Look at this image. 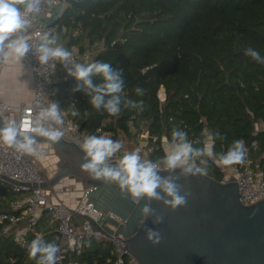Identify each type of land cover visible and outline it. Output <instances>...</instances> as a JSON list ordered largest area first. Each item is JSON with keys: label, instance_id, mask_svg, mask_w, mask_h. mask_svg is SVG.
Returning a JSON list of instances; mask_svg holds the SVG:
<instances>
[{"label": "trees", "instance_id": "16d2710c", "mask_svg": "<svg viewBox=\"0 0 264 264\" xmlns=\"http://www.w3.org/2000/svg\"><path fill=\"white\" fill-rule=\"evenodd\" d=\"M56 23L50 35L61 38L69 51L78 48L74 60L110 62L123 71V95L145 103L142 112L122 108L119 116L96 110L85 91H72L80 82L65 67L55 74L54 101L84 131L103 125L117 138L123 132L130 139L148 131L150 139L158 137L151 156L158 162L164 156L161 137L170 139L173 126L186 131L194 147L203 146L196 141L207 128L224 137L216 139L217 153L242 139L246 157L264 180V63L245 54L251 47L264 56V0H66ZM92 79L94 84L103 82L99 76ZM136 85L146 90L143 97L135 94ZM196 162L209 175L224 179L226 170L214 159L197 157ZM19 194L0 178V211H9ZM49 219L44 212L36 230L43 228V241L58 244L56 223ZM111 248L108 241L90 240L81 255L69 251L57 264L74 258L114 264ZM0 264L36 261L12 235L0 234Z\"/></svg>", "mask_w": 264, "mask_h": 264}, {"label": "clouds", "instance_id": "9594fccd", "mask_svg": "<svg viewBox=\"0 0 264 264\" xmlns=\"http://www.w3.org/2000/svg\"><path fill=\"white\" fill-rule=\"evenodd\" d=\"M54 0H0V61H7L9 57L22 60L32 49L25 34L28 32L31 19L37 16L42 7L47 4L52 6ZM58 37L45 33L35 47L38 60L41 65H47L49 61H60L67 69V74L78 82L73 92L85 91L90 96V103L96 110L103 109L110 116H119L122 108L134 109L142 112L145 103L142 99L133 100L123 95L125 82L123 71L114 69L110 62L96 60L90 63H80L73 59L71 51L58 44ZM53 45H56L53 47ZM245 54L258 63H264V56L249 47ZM93 76L102 78V83L94 84ZM135 94L143 97L146 90L140 86H134ZM32 126L25 128L23 123L15 121L4 122L0 126V143L13 148L22 155L39 156L41 153L36 148L37 137L57 143L64 132L63 112L58 102H50L46 106L37 105ZM78 111H72L77 116ZM202 147H194V142L188 139L186 131L173 126L171 138L161 137V145L164 156L158 162L141 160L140 150L126 151L120 157L116 166H111L109 160L116 156L123 148L120 140H113L107 135H89L80 145L85 153V162L81 165L94 180L113 182L119 186L122 192L130 194L133 199L161 200L163 197L157 190L160 189L171 197L165 200L172 208L185 204V196L180 195L179 186L171 177H162L158 174L161 164L168 170L181 169L183 174H204L206 169L199 167L195 157H208L214 159L218 167L243 164L246 158L245 144L242 139L232 141L227 151L215 152L216 139H224L219 133L213 135L207 128L200 134ZM200 163H206L201 160ZM145 214L150 212L148 207L143 209ZM157 223L160 222L158 218ZM155 237V239H153ZM148 239L153 243L159 242V235L148 230ZM59 245L55 240L43 241L37 237L28 245V253L36 264H57Z\"/></svg>", "mask_w": 264, "mask_h": 264}, {"label": "water", "instance_id": "95a60500", "mask_svg": "<svg viewBox=\"0 0 264 264\" xmlns=\"http://www.w3.org/2000/svg\"><path fill=\"white\" fill-rule=\"evenodd\" d=\"M65 4L63 0L51 22L57 21ZM4 122L7 118L0 110V126ZM36 139L51 144L59 157L57 172L40 185L53 187L68 175L86 181L91 186L86 191L87 203L101 211L98 223L108 232L125 236L122 240L139 264H264V197L248 205L242 203L235 176L218 180L208 173L186 175L179 168H160L158 174L171 177L179 186L180 195L186 198L185 204L172 208L164 202L171 197L160 189L157 191L161 200L133 199L113 182L92 179L81 168L85 153L75 142L63 136L57 143ZM1 177L14 184L38 186L35 182ZM145 207L150 209L148 214L143 212ZM109 211L123 221L109 217ZM98 223L95 228L100 227ZM149 229L159 235L158 243L148 239Z\"/></svg>", "mask_w": 264, "mask_h": 264}, {"label": "built area", "instance_id": "2783aa9c", "mask_svg": "<svg viewBox=\"0 0 264 264\" xmlns=\"http://www.w3.org/2000/svg\"><path fill=\"white\" fill-rule=\"evenodd\" d=\"M63 0H54L52 6L45 4L41 12L31 19V25L25 38L33 45L32 49L22 58L27 64L31 72L33 81L32 98L28 102L20 104L14 115V120L17 123H23L25 128L32 126L33 118L38 111L37 105H47L54 101L56 87L54 85L55 73L59 70L57 60L49 61L47 65H41L38 60V54L35 52V47L38 46L40 39L45 33H53L57 30L58 24L47 22L44 27L39 24L40 16L47 10L56 11L61 6ZM72 47L73 59L79 56V51ZM161 100L165 99V93L160 95ZM0 110L5 114L12 112L14 107L4 102L0 98ZM63 112V111H62ZM64 124L62 131L63 137L78 144H82L85 137L89 135H107L113 140H119L113 130L105 126H99L92 132L84 131L78 122L67 117L63 112ZM144 152H141V160L153 161L151 158L153 152L157 148L158 137H148ZM256 142H253L255 144ZM124 147L116 154L109 162L118 163L120 157L126 152ZM195 160L197 157L194 158ZM164 166L161 164L160 168ZM232 170L226 174L224 180L236 177L238 182L240 200L244 204L254 203L264 197V180L258 178V172L253 168L252 162L248 155L243 164L226 166ZM225 168V167H224ZM9 176L13 179L22 181L23 183L35 182L36 187H30L27 184H14L12 188L17 192H25L22 196L15 198L10 205L9 211H0V234L12 235L15 241L26 248L31 243L29 232L34 229L36 223L40 219L42 211L51 213L57 221V231L59 233V247L57 263L62 262L69 251L77 255H81L85 249L87 241H108L111 243V253L115 255L114 264H125V257L128 256V264H139L137 259L126 248V241L121 233L108 232L98 223L101 216V211L96 210L92 203H87L86 192L82 197V201L76 206H70L64 201L53 199L52 187H44L40 184L47 180L41 165L35 156L22 155L16 152L13 148H9L3 143H0V178L1 176ZM107 215L115 220L123 221L115 213L109 211ZM95 223H98L99 228H95ZM105 223L112 229L116 226L109 222ZM24 225V226H23ZM67 264H89L88 261H82L74 258Z\"/></svg>", "mask_w": 264, "mask_h": 264}, {"label": "crops", "instance_id": "0c3cea01", "mask_svg": "<svg viewBox=\"0 0 264 264\" xmlns=\"http://www.w3.org/2000/svg\"><path fill=\"white\" fill-rule=\"evenodd\" d=\"M55 11H45L39 19V24L41 27H44L47 22H49L53 17H54ZM74 47V46H73ZM32 93H33V81H32V76L30 69L28 67V64L22 59V60H16L12 57H9L7 61H0V98L10 104L11 106L14 107V110L12 112L5 114V116L8 117H14L16 113L17 107L24 103L30 101L32 98ZM124 134L120 133L118 135V139L122 141L123 145L126 148L130 149H139L142 150L146 142L144 139H141L140 137H136L135 139L132 138L133 140H129L128 137H123ZM138 142V145L134 143ZM36 148L38 151L40 149H49L51 152H53L56 156L57 154L54 151V148L51 144L47 142H41L38 141L36 144ZM58 157V156H57ZM59 160V157H58ZM46 178H51L53 175L57 172V167L53 170L50 168L44 169L43 166H41ZM68 176H65L61 178L57 184L62 182V187L59 189L53 190V199L54 200H60L64 201L70 206H76L82 201V197L84 195V190L82 188V185L75 179V191L71 190L70 188H66L67 183H68ZM74 176V175H72ZM75 178V177H74ZM65 189H70V192H65ZM25 192H21L22 196ZM48 214L50 216V221L56 223V230H57V221L54 219L53 215L47 211H42L41 216L44 214ZM24 226V225H23ZM37 227L35 226L34 229H31L32 231L29 232V237L30 240L32 241L33 239H36L37 237L42 238L43 236V228H40L36 230ZM59 243V242H58Z\"/></svg>", "mask_w": 264, "mask_h": 264}, {"label": "rangeland", "instance_id": "374dc122", "mask_svg": "<svg viewBox=\"0 0 264 264\" xmlns=\"http://www.w3.org/2000/svg\"><path fill=\"white\" fill-rule=\"evenodd\" d=\"M58 44L61 45V46L64 45L63 40H62L61 38L58 39ZM55 46H56V45H53V47H55ZM63 47H64V46H63ZM75 50H76V51H79L77 47H75ZM71 52H72V49H71ZM78 57H79V56H78ZM57 67L59 68V70L57 71V75H59L61 72H63V70L65 69V66H64L60 61H58V62H57ZM55 74H56V73H55ZM163 93H164V88H161V90H160V95L162 96ZM13 120H14V117H9V121H13ZM263 125H264V124H263ZM261 126H262V125H261ZM122 133H123V132H121V134H122ZM123 134H124V133H123ZM123 137H126V135L124 134ZM138 137H140L141 139H144L145 142H146V145H147V143L149 142L148 137H150V135H149L148 131H147V132H146V131H142V132L139 134ZM128 139H129V138H128ZM129 140H133V139H129ZM134 143L138 145V142L136 143V141H134ZM146 145H145V147H146ZM123 147H124L126 150H128V151H132V150H134V149L126 148L124 145H123ZM145 147H144L142 150H140V153H141V152H144ZM39 152H40L41 154H40L39 156H35L36 159L38 160L39 164H40L41 166H43L44 169H46V168H50V170H51V169L54 170V169L57 167L58 157H57L53 152H51L49 149H40ZM224 169L226 170V174H228V173H230V172L232 171V170L230 169V167H225ZM258 172H259V175H261V174H260L261 172H260V171H258ZM74 177H75V178H74ZM75 179H76V180L82 185V188H83V190H84V192H85V191H86V188H87L88 185H86L85 183H83L82 180L79 179L78 177H76V176H72V175L68 177V183H67L66 188H70V187H71V190L75 191V190H76V189H75ZM62 186H63V185H62V182L59 183V184L56 183V184L53 186V189L56 190V189L61 188ZM68 191L70 192V189H65V192H68ZM84 194H85V193H84Z\"/></svg>", "mask_w": 264, "mask_h": 264}, {"label": "flooded vegetation", "instance_id": "af4514ba", "mask_svg": "<svg viewBox=\"0 0 264 264\" xmlns=\"http://www.w3.org/2000/svg\"><path fill=\"white\" fill-rule=\"evenodd\" d=\"M74 176H75V175H74ZM83 183H85L86 185H88V183H87L86 181H83ZM90 187H91V186L88 185L87 188H86V191H87ZM86 191H85V192H86Z\"/></svg>", "mask_w": 264, "mask_h": 264}]
</instances>
